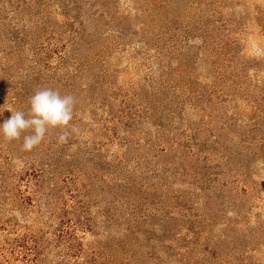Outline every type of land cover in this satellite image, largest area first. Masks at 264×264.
Masks as SVG:
<instances>
[{
    "label": "rangeland",
    "instance_id": "374dc122",
    "mask_svg": "<svg viewBox=\"0 0 264 264\" xmlns=\"http://www.w3.org/2000/svg\"><path fill=\"white\" fill-rule=\"evenodd\" d=\"M43 88L77 102L0 141V264H264V0H0V124Z\"/></svg>",
    "mask_w": 264,
    "mask_h": 264
},
{
    "label": "clouds",
    "instance_id": "9594fccd",
    "mask_svg": "<svg viewBox=\"0 0 264 264\" xmlns=\"http://www.w3.org/2000/svg\"><path fill=\"white\" fill-rule=\"evenodd\" d=\"M76 102L73 95H61L52 88L35 91L29 97L27 112L6 108L11 116L0 124V141L11 143L22 138L21 151H31L50 131L60 129V139H66Z\"/></svg>",
    "mask_w": 264,
    "mask_h": 264
}]
</instances>
